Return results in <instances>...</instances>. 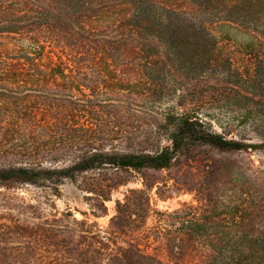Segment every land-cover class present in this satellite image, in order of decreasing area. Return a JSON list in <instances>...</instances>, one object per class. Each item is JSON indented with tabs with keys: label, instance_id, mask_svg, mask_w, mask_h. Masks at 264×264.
<instances>
[{
	"label": "trees",
	"instance_id": "trees-1",
	"mask_svg": "<svg viewBox=\"0 0 264 264\" xmlns=\"http://www.w3.org/2000/svg\"><path fill=\"white\" fill-rule=\"evenodd\" d=\"M180 72L263 87L264 0H0V264H264V164L234 158L264 142L162 111ZM64 181L80 219L51 200Z\"/></svg>",
	"mask_w": 264,
	"mask_h": 264
},
{
	"label": "rangeland",
	"instance_id": "rangeland-1",
	"mask_svg": "<svg viewBox=\"0 0 264 264\" xmlns=\"http://www.w3.org/2000/svg\"><path fill=\"white\" fill-rule=\"evenodd\" d=\"M179 78V82L183 84L186 90L184 98L179 97L181 96L179 91L175 94L170 93L168 99L159 106L162 111L175 108L176 102L183 99L189 108L195 110L216 132H226L228 138L243 139L251 144L264 142V101L258 100L264 94V85L261 88L258 86L241 87L237 92L220 85L216 77L213 76H211L212 80L206 83L201 78L196 79L193 77L192 79V76L185 72H180ZM261 79L264 80V75H261ZM245 92H251L255 95V98L245 97ZM234 158L243 161V164L247 161V158L254 161L256 166L259 162L264 164V147L250 151V155L246 153L237 154ZM165 175V172L153 173V177L159 179L164 178ZM141 187V181L135 179L127 186L119 188L113 193L111 200L105 204L107 215L91 219L104 228L109 217L113 214L114 200L121 199L122 194L128 188L140 189ZM59 188V195L51 197L55 209L58 212L69 211L75 218L80 219V212L87 210L83 201L84 194L68 181H64ZM0 192L4 191L0 189ZM17 194L28 201L34 199L44 202L42 191L32 187H24L18 190ZM151 197L153 209L159 211H170L178 208L182 203L193 201L192 196L188 194H173L170 198L161 200L156 198L154 190L151 192Z\"/></svg>",
	"mask_w": 264,
	"mask_h": 264
}]
</instances>
